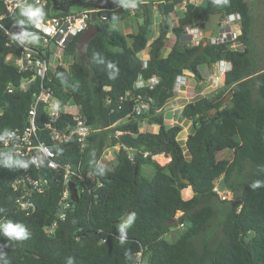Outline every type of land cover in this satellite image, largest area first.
I'll use <instances>...</instances> for the list:
<instances>
[{
  "label": "trees",
  "instance_id": "trees-1",
  "mask_svg": "<svg viewBox=\"0 0 264 264\" xmlns=\"http://www.w3.org/2000/svg\"><path fill=\"white\" fill-rule=\"evenodd\" d=\"M184 1L185 10L171 27L169 18ZM55 2L71 6L68 11L54 10L51 0H46L44 16L63 15L71 7H102L88 22L98 31L86 46V59L76 49L78 34L62 50L68 64L50 65L43 80L58 100L54 128L76 124L73 114L63 110L74 105L93 129L85 148L74 138L66 143L50 139L44 103L37 105L35 116L38 139L49 145L60 163H79L84 181L77 183L78 196L50 233L63 188L60 170L49 168L45 160L39 167L25 168L27 157L0 148V264H264V184L252 187L264 181V53L257 57L251 50L254 15L247 1L227 0L214 6L211 0H161L158 35L150 42L149 5H140L145 16L138 30L123 34L111 27L114 17L109 9L121 0ZM220 10L223 16L240 14V48L213 44L203 37L198 44L176 41L165 57L161 55L169 32L179 38L185 27L199 25ZM29 18L17 9L2 22L11 32L22 28L31 37L37 33ZM8 40L0 32V134L26 124L40 83L39 78L32 79V70L19 71L6 60L10 52L20 54L18 44L11 49L5 46ZM146 47L147 56L142 57ZM52 54V49L46 51L50 63ZM220 59L230 63L221 87L186 103L180 111L193 128L185 141L187 159L178 139L182 127L165 126L163 107L178 76L189 71L199 78V65L212 66ZM139 76L156 77L157 83L137 87ZM24 78L30 79L25 90H6L9 83L17 85ZM138 96L150 99L148 109L140 114L133 111ZM143 120L157 125V131H141ZM113 146L118 150L110 167L100 158L106 147ZM224 150L231 152V158L219 157ZM129 151L134 153L132 160ZM144 152L148 154L143 156ZM157 154L170 159L160 165L153 159ZM144 163L153 168L149 176L141 172ZM26 173L46 181L44 193H31L36 209L30 215L17 208V192L12 188L13 181ZM215 184L233 194V199H221ZM187 187L191 195L185 198L182 192ZM218 215L220 237L216 239L209 226ZM9 223L22 228L25 237L5 235ZM174 223L182 229L169 241L165 235Z\"/></svg>",
  "mask_w": 264,
  "mask_h": 264
},
{
  "label": "built area",
  "instance_id": "built-area-1",
  "mask_svg": "<svg viewBox=\"0 0 264 264\" xmlns=\"http://www.w3.org/2000/svg\"><path fill=\"white\" fill-rule=\"evenodd\" d=\"M46 0H0V32L9 37L5 46L11 49V45L18 44L20 47V54L13 52L8 53L6 60L11 62L18 68L19 71L32 70V79L39 78V86L37 91L33 93V102L28 110L26 124L22 128H16L0 134V148L11 149L15 154L27 157V165L39 167V164L45 160L47 166L54 170H60L62 179L61 197L58 202L56 220L48 227V232H52L56 227L58 220H63L65 211L71 205V192L69 189V182L75 183L78 190L77 183L84 181V176L81 172L80 164L71 165L69 163H60L55 160L56 153L51 150L49 145L44 141L38 139L37 125L35 121L36 109L39 103H44L47 107V114L49 121L45 124L49 131L50 139L53 142L66 143L71 139H76L80 148L84 149L86 146L87 137L93 131L91 127L85 123V120L78 112L67 110L64 106V111L72 113L76 124L72 128L57 130L52 126L59 114L58 105H53L54 101L58 100L53 95L50 88L44 86L43 80L46 77L50 62L46 58V51L52 49L53 55L58 51L59 58H63L62 50L64 46L76 35L80 34L88 26L91 12L96 9H83L70 11L63 15L42 16L36 18H29L32 22L33 28L36 30V35L21 39L16 32H11L2 22V20L13 14L17 9H27L29 6L36 8L44 7ZM180 8L185 9V1L180 5ZM106 13H104L103 18ZM216 32L212 33L209 41L213 44L229 43V47L236 49L240 48V43L237 41L241 33V16L239 13H228L222 15L216 24ZM214 29V30H215ZM214 32V31H213ZM184 33L187 34L188 39L192 44H198L203 38L202 30L196 26L185 27ZM214 73L212 75L211 83L215 89L222 85V79L226 71L230 69V63L227 60L220 59L214 63ZM30 79H22L17 85L8 84L6 90L12 92L14 88L25 90ZM157 83L156 77H151L149 80H143L140 76L136 81L137 87L144 85L153 86ZM150 99L143 100L138 96L133 111L140 114L143 110L149 107ZM120 132L117 131L116 134ZM133 152L129 151V159L132 160ZM148 153L144 152L143 156ZM12 188L17 192L16 204L17 208L27 215L32 214L36 207L30 199L31 193H44L46 189V181L44 179L32 177L26 173L23 177L17 178L12 183ZM221 199L228 198L229 192L220 190L219 185L215 184L213 188ZM178 215L181 213L177 212ZM182 226V224H180Z\"/></svg>",
  "mask_w": 264,
  "mask_h": 264
},
{
  "label": "crops",
  "instance_id": "crops-1",
  "mask_svg": "<svg viewBox=\"0 0 264 264\" xmlns=\"http://www.w3.org/2000/svg\"><path fill=\"white\" fill-rule=\"evenodd\" d=\"M141 4H147V1L146 0L141 1ZM119 8H120L119 5H117L115 8H109L111 12L113 13V17L115 19V25H117L118 27H119L118 19L123 16V13H122L123 10ZM98 9L100 8H97L96 10ZM150 10H151V15H152V21H151V24L149 25L148 42H150L152 39H154L158 35L159 21H160V13H159L157 4L152 6ZM184 10L185 9L180 8V6L174 8L173 14H171L169 18L171 27L176 24V19H178V17L180 16L177 14V12H181V15H182ZM143 11H144V8H141V7L137 10L136 13H134V15L132 12L130 13L131 15H128L129 12L127 13L126 11L127 21L123 22L124 24L123 26L125 28L121 29L122 31L120 32H122L123 34L136 32L139 26L143 24V20L145 16ZM184 38H185L184 32L181 34L179 38H177L174 33L169 32L167 34L165 45L161 50V55L165 57L170 51L172 45L176 41H180L182 43ZM147 52H148V48L146 47L141 52L142 57H146ZM214 66L215 65L207 66L206 64L199 65L198 66V70L200 72L199 78H196L189 71H184L182 75L177 77L173 95L166 101L163 107L165 126L179 125L182 127V130L180 132L178 139L183 148L185 146L186 137L188 136L189 133L193 131V128H192V123L190 120L180 116V111L186 103L193 101L194 99L200 96H210L213 93H215L217 89H215L211 83L212 75L214 73ZM139 129L141 131L156 132L157 125L150 124L147 122V120H143L139 124ZM181 140H183V142H181Z\"/></svg>",
  "mask_w": 264,
  "mask_h": 264
},
{
  "label": "rangeland",
  "instance_id": "rangeland-1",
  "mask_svg": "<svg viewBox=\"0 0 264 264\" xmlns=\"http://www.w3.org/2000/svg\"><path fill=\"white\" fill-rule=\"evenodd\" d=\"M141 1L143 0H121L120 2V8L123 10V16L119 18V27L115 25V19H111L110 24L113 28L122 31L121 29L125 28L123 25L124 21H127L126 18V12L128 15H131L130 13L132 12L133 15L134 13L137 12V10L140 8V5H149L150 8L156 4H158L159 1L161 0H146L147 4H141ZM164 1V0H162ZM193 2H200L201 0H191ZM247 3L249 4L253 15H254V26L252 28L251 32V38H250V45H251V50L254 52V54L257 57H260L264 53V0H246ZM225 3H221L220 5H224ZM77 10L75 7H71V11ZM178 15H181V12H177ZM132 23V22H131ZM133 26V25H132ZM158 26V25H157ZM133 29V28H132ZM216 29L214 30L213 34H215ZM185 38L183 39L184 44H192V42L188 39L187 34L184 33ZM241 47V46H240ZM58 51H56V55L52 56L51 59V67L55 66L58 64V62L67 65L68 60L64 58H59ZM12 62V61H11ZM53 105L57 106V101L53 102ZM67 110H70L72 112H76L77 108L74 107V105H67ZM183 142V140H181ZM118 150V146H113V147H106L103 151L102 157L100 158V161L107 165V166H113L115 164L116 160V151ZM184 154L187 159L190 158V154L187 151L186 147L184 146ZM220 158H231V152L230 151H223L219 152ZM153 159L160 165H164L169 161V157L163 155V154H157L153 156ZM141 172L145 176H149L153 172V168L150 164L144 163L141 165ZM183 196L185 198L189 197L191 195V189L187 187L186 189L183 190ZM231 199H233V194L229 195ZM220 221H221V216H216L212 222L211 225L209 226L211 231L214 233V238L218 239L220 237V232L218 231L220 228ZM182 227L178 226V223H174L172 227L169 228V231L166 233L165 237L169 241H174L177 236L179 235V232L181 231Z\"/></svg>",
  "mask_w": 264,
  "mask_h": 264
},
{
  "label": "water",
  "instance_id": "water-1",
  "mask_svg": "<svg viewBox=\"0 0 264 264\" xmlns=\"http://www.w3.org/2000/svg\"><path fill=\"white\" fill-rule=\"evenodd\" d=\"M52 5H53V9L54 10H60V11H68L70 8V4L67 5L66 7L64 6H57L55 0H51ZM98 8H102L101 6H99ZM95 9V8H93ZM95 15V11L93 10L91 12V17L93 18ZM223 15V11H216L212 14H210L208 16V18L206 19V21L199 23L198 27L202 30L203 32V37L207 40L211 37L216 24L218 22V20L222 17ZM98 31V27L94 24V23H89L88 26L86 27V29H84L76 42V49L79 52L82 60L86 59V46L88 44V42L90 41V39L97 33ZM16 34L21 38L24 39L26 36L24 34V31L22 28H17L15 30ZM204 44H206V41L204 42ZM232 92H229V94L225 97V100L228 99V97L231 95ZM215 111V109H212V111L210 113H213ZM138 167V163L135 164L134 166V171L137 170ZM184 182L189 183V181L187 179H184ZM69 189L71 192V199L72 201H74L76 199V197L78 196V190L75 186V183L70 181L69 184Z\"/></svg>",
  "mask_w": 264,
  "mask_h": 264
},
{
  "label": "clouds",
  "instance_id": "clouds-1",
  "mask_svg": "<svg viewBox=\"0 0 264 264\" xmlns=\"http://www.w3.org/2000/svg\"><path fill=\"white\" fill-rule=\"evenodd\" d=\"M214 6L220 5L222 2L227 3V0H211ZM21 13L23 15H27L31 18L42 17L44 15L42 9L40 7L33 8L29 6L27 9H21ZM8 166H11V162H6ZM264 184V181H256L253 183V189L257 188L258 186ZM4 234L10 238H15L20 240L25 237V232L19 226H13L11 223L7 224L6 228L4 229Z\"/></svg>",
  "mask_w": 264,
  "mask_h": 264
}]
</instances>
